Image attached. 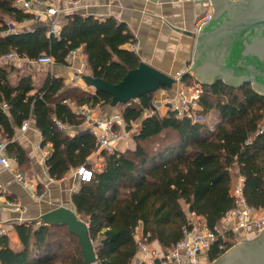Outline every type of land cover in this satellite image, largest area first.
I'll return each mask as SVG.
<instances>
[{
    "label": "trees",
    "instance_id": "obj_1",
    "mask_svg": "<svg viewBox=\"0 0 264 264\" xmlns=\"http://www.w3.org/2000/svg\"><path fill=\"white\" fill-rule=\"evenodd\" d=\"M15 2L0 0V59L15 52L29 60L49 55L55 63L66 64L69 53L83 46L90 74L111 83L139 66L135 51L124 47L134 43V36L126 24L114 18L72 14L58 34H50L47 25L6 33L8 21L33 17ZM16 70L0 62V142L6 140L8 155L26 166L27 152L14 138L16 128L33 117L42 144L52 145L46 161L50 177L62 179L80 165L93 170V179L80 182L72 202L75 211L86 217L101 264H129L138 249L135 234L140 225L142 236L164 250L184 238L191 227L189 214L204 217L213 228L235 204L232 186L239 175L244 178L247 203L264 209V95L251 83L238 87L223 81L203 84L201 112L217 109L221 114L215 128L171 112L143 118L134 135L136 148L100 152L105 165L97 170L89 158L97 148L95 136L88 131L69 135L57 122L84 123V117L65 100L94 107L110 105L112 96L101 90L66 89L64 80L55 76H48L36 89L30 74L14 82ZM183 80L186 84L194 81L190 72ZM153 93L121 103L127 122L142 117L151 106ZM172 132L177 141L156 151L146 146L155 139H167ZM15 232L18 246L12 245L8 234L0 235V264H85L78 238L66 225L25 221L15 225ZM234 244L233 235L218 241L209 258L217 260Z\"/></svg>",
    "mask_w": 264,
    "mask_h": 264
},
{
    "label": "crops",
    "instance_id": "obj_2",
    "mask_svg": "<svg viewBox=\"0 0 264 264\" xmlns=\"http://www.w3.org/2000/svg\"><path fill=\"white\" fill-rule=\"evenodd\" d=\"M209 3L214 16L212 0H209ZM57 9L56 17L47 16L43 21L36 20L29 28L23 30H31L37 25L49 26L54 18L60 21L58 28L60 30L67 22V17L72 14L92 15L101 20L114 18L126 24L134 36V43L125 44L124 47L135 51L140 61L172 75L188 68L191 75H194L191 71L198 33L195 23L198 16L205 12V4L184 0H58ZM34 11L30 14L35 17ZM0 62L9 63L17 68L12 75L14 82L22 75L30 74L37 89L45 83L48 76H55L64 80L66 89L79 88L95 93V88L87 84L82 77L84 74H90L83 46L75 49V52L67 57L66 64H38L26 58L8 60L5 57L1 58ZM91 108L93 117H105L114 111L110 105L98 104ZM28 123L25 130L21 128L22 126L16 128L14 139L28 155L26 170L19 163L17 167L25 174L28 181L36 184L38 193L42 197L33 196L28 188L15 178L13 172L0 165V181L4 184L8 195L18 199L25 208L23 213L0 208V222L9 229L8 235L13 246L19 245L15 232V225L20 224L18 218L36 221L41 220L44 213L59 206L74 209L72 195L80 185L75 168H72L62 179L56 180L50 177L46 161L51 154L52 145L42 144V135L33 117ZM70 126L69 133L65 131L69 135L88 131L85 121L80 126ZM125 143L119 144L120 151ZM89 158L92 163L98 159L102 161L103 166L105 165L104 157L98 151L93 152ZM194 215L189 214V217L194 219ZM137 230L138 235H141L142 225Z\"/></svg>",
    "mask_w": 264,
    "mask_h": 264
},
{
    "label": "built area",
    "instance_id": "obj_3",
    "mask_svg": "<svg viewBox=\"0 0 264 264\" xmlns=\"http://www.w3.org/2000/svg\"><path fill=\"white\" fill-rule=\"evenodd\" d=\"M58 0H16L17 7L27 13L34 10L35 17L24 19L21 22L8 21L6 33L18 32L29 28L32 23L43 21L44 17H56ZM193 3H202L206 5V10L196 19V29L199 31L212 18V8L209 0H184ZM49 33L58 34L60 21L56 18L49 23ZM75 50L68 55L70 57ZM8 60H20L21 58L15 52L5 56ZM38 64L53 65L55 61L49 55H42L37 60H30ZM190 72L188 68L185 71H178L174 78L176 84L172 88L162 87L153 96L151 106L143 111L142 117L138 120L127 122L119 111H113L105 117H93L92 108L88 104L78 105L73 101L65 100L72 110L84 117L88 125V131L92 133L97 141L96 151L112 153L119 150V144L127 142L133 135L137 134L142 125V119L151 117L155 114L173 113L179 118H188L194 123H204L205 115L201 112V98L203 96V85L196 81L193 84H186L183 80L184 75ZM154 92V93H155ZM28 121L22 125L25 130L28 127ZM60 129L69 133L68 124L57 122ZM0 165L14 173L15 178L24 184L30 193L35 197H42L38 193L34 182L27 180L25 174L18 169V161L15 157L8 155L6 142H0ZM77 181L89 182L93 179V170L80 165L75 168ZM237 181L232 186V196L234 206L229 209L221 220L213 227H209L204 217L191 219V227L185 230L184 238L177 242L173 247L164 250L158 243L148 242L146 238L135 234L138 244L137 252L129 264H212L209 258V252L213 245L218 241L228 240L232 235L234 238L241 236L245 238L255 237L264 229V209H256L249 205L245 199L243 186L244 178L237 177ZM0 208L23 213L24 205L16 198L8 195L4 184L0 181ZM19 223L25 222L23 218H18ZM8 228L0 222V235L8 234Z\"/></svg>",
    "mask_w": 264,
    "mask_h": 264
},
{
    "label": "water",
    "instance_id": "obj_4",
    "mask_svg": "<svg viewBox=\"0 0 264 264\" xmlns=\"http://www.w3.org/2000/svg\"><path fill=\"white\" fill-rule=\"evenodd\" d=\"M212 4L214 16L196 34L191 72L202 85L223 81L238 87L251 83L256 92L264 95V41L248 42L243 49L239 41L250 30H264V0H212ZM246 54L258 57L253 59L257 65H245L240 56ZM246 66L249 71L244 73L241 69ZM82 77L95 90L112 96L111 107L139 99L162 87L172 88L177 82L174 75L144 61L117 83L91 74ZM41 219L48 224L66 225L78 238L85 264H101L88 223L74 209L59 206L44 213ZM249 240L252 241L248 244ZM212 264H264V229L252 239H242Z\"/></svg>",
    "mask_w": 264,
    "mask_h": 264
},
{
    "label": "rangeland",
    "instance_id": "obj_5",
    "mask_svg": "<svg viewBox=\"0 0 264 264\" xmlns=\"http://www.w3.org/2000/svg\"><path fill=\"white\" fill-rule=\"evenodd\" d=\"M36 65V64H35ZM27 68L29 69V67L27 66ZM43 72V71H42ZM193 83L198 81L197 78L193 75ZM192 83V84H193ZM191 85V84H190ZM154 95L157 93H153ZM153 95V96H154ZM114 111H119L121 112L122 110V105L119 104L115 107H113ZM202 110V109H201ZM205 115V123H207L211 128H215L216 125L221 121V114L220 112L217 110V109H212L211 111H209L207 114H204ZM263 123H264V119H263ZM167 139L161 141V140H157L155 139L154 141L146 144V146L149 148L150 151H156L158 149H160L161 147L167 145L169 142H174V141H177V134L172 132L170 134L167 135ZM136 148V143H135V140H134V135L124 144L123 148L121 149V152H128V151H132ZM109 154V153H108ZM93 167L94 169H97V170H102L103 169V165H102V161L101 160H98L96 159L95 161H93ZM27 166H24V170H26ZM235 174V173H234ZM241 176V175H239ZM237 176V177H239ZM237 177H235L234 179V182L237 181ZM81 217L83 219H86L85 216L81 215ZM194 219L193 217H189L190 219H193V220H196L197 216L194 215ZM42 221L41 220H36V222L40 223ZM136 234H138V230H136ZM254 237H248L247 239H252ZM235 239V244L233 246H235L236 244H238L242 239H245V236L244 237H241V236H238ZM232 246V247H233ZM231 247V248H232ZM229 250V249H228Z\"/></svg>",
    "mask_w": 264,
    "mask_h": 264
},
{
    "label": "flooded vegetation",
    "instance_id": "obj_6",
    "mask_svg": "<svg viewBox=\"0 0 264 264\" xmlns=\"http://www.w3.org/2000/svg\"><path fill=\"white\" fill-rule=\"evenodd\" d=\"M259 39L262 40V42L264 41V30L263 29H259V28L254 30V31L250 30L246 34H244L241 38H239L240 45H241L240 48L243 49V48H245V44L246 43H248V42L249 43H251V42L253 43V41L259 40ZM242 51H245V49L242 50ZM240 57L242 58V62L245 65H249L251 63L256 64V61L253 60V59H258V57H256V56L254 57V56L248 55V54L243 55V56L241 55ZM241 70H243L244 73L248 72L249 71V67L246 66L244 69H241ZM262 70H264V62H263ZM262 236L263 235H260L259 237H262ZM250 241H252V240H249L247 243L249 244Z\"/></svg>",
    "mask_w": 264,
    "mask_h": 264
}]
</instances>
